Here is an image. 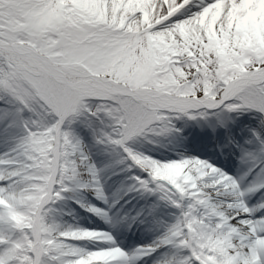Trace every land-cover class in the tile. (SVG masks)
<instances>
[{
	"label": "rangeland",
	"instance_id": "1",
	"mask_svg": "<svg viewBox=\"0 0 264 264\" xmlns=\"http://www.w3.org/2000/svg\"><path fill=\"white\" fill-rule=\"evenodd\" d=\"M199 1L205 14L215 11L206 4L209 0ZM241 1L242 10L249 11L260 0ZM239 6L230 1L226 12ZM199 7L169 13L165 27L138 13L128 15L121 7L110 17L95 0H0V43L22 51L0 45V99L4 101H0V145L1 135L11 134L27 149L35 170L24 178L12 204L2 208L13 233L5 243L13 264H43L46 253L41 244L49 241L53 206L61 192L78 203L95 191L100 182L88 162L96 166L99 149L128 168L124 183L112 187L117 201H135L126 196L130 192L132 198L147 201L140 204L146 213L151 208L152 219L165 228L162 245L191 251L195 245L203 248L223 240L221 232L215 237L209 234L210 225L218 221L196 196L194 184L174 165L181 161L199 165L187 161L194 159L190 153L199 152L192 146L202 134L192 131L199 128L195 121L217 124L216 117V128L222 126L231 138L233 131L227 130L233 117L264 120V19L263 23L244 20L239 27L187 31L181 22L191 13H201ZM6 103L8 110L1 112ZM183 132L189 133L181 137ZM246 135L236 147L245 154L244 164L253 161L254 169L257 155H264V135L253 128ZM70 145L75 152L68 155L63 150ZM59 165L67 170L60 173ZM232 169H236L232 174L222 172L230 179L223 190L232 195L233 203L241 198L239 212L254 210L260 202L254 192L261 174L251 177L245 169ZM208 190L215 199V190ZM157 199L168 205L161 208ZM126 209L120 212L122 217L118 212L113 215L110 224L128 222L135 214ZM183 211L196 236L205 233L206 237L195 242L181 228ZM109 217L105 213L98 219L109 224ZM255 218L241 219L254 229ZM149 243L145 237L134 245L110 249L139 264L135 261ZM97 250L101 260L113 256L109 247L90 249ZM199 253L202 263L210 264L209 256ZM97 256L86 257L83 264ZM140 264H159V259L155 256Z\"/></svg>",
	"mask_w": 264,
	"mask_h": 264
},
{
	"label": "bare ground",
	"instance_id": "2",
	"mask_svg": "<svg viewBox=\"0 0 264 264\" xmlns=\"http://www.w3.org/2000/svg\"><path fill=\"white\" fill-rule=\"evenodd\" d=\"M100 10L104 11L108 16H112L116 7H121L122 11L128 13V15L136 14L141 17L148 18V22L151 24H165L167 26L169 13L175 10L181 9L183 6L192 8L200 6L201 13H191V16L186 17L181 23L187 31L209 30L212 27H223L231 25L239 27L244 20L249 22L257 19V22L263 23L264 19V0L263 3L255 1L249 8V11L242 10L243 4L241 0H209L206 4H212L216 9L210 11L208 14L202 10L204 4L199 0H95ZM232 1L236 9H232L230 12H226V6L228 2ZM244 2V1H243ZM228 8V7H227ZM136 17L131 18L129 22H133ZM1 102H4L0 99ZM1 108V112L8 110L9 104H4ZM8 121L4 123V126H8ZM229 127V126H228ZM230 127H232L233 133L238 137L244 136L249 133V129H256L262 135H264V120L261 123L256 122L246 116L235 117ZM199 130L206 131V135H211L218 130L214 128L213 123L201 124ZM236 130V131H235ZM10 132V131H9ZM2 142L0 145V264H13L12 258H9L11 254L10 247L6 245L8 241L13 238V233L9 230V223L6 219V212L2 211L3 206L11 205L16 197L17 190L21 186L24 178L30 175L34 170V165L31 157L27 154V149L23 147L17 140L11 139V134L1 135ZM221 142V141H220ZM226 143V142H225ZM224 143V144H225ZM222 144V142H221ZM73 146H68L63 150L67 151V154H72L74 151ZM75 152V151H74ZM96 161L95 167L91 162H88V166L93 168L99 182L103 186H109L110 188L123 184L124 179L128 175V168L122 167V164L114 162L111 155L101 149L95 153ZM259 164L255 171L261 173V188L259 192H264V155H257ZM177 170L180 169L181 173H185L193 183V190L196 196L205 202L207 211L213 215L216 221L215 225H210L209 234L211 236H217L218 233L223 235V240L217 241L215 244H209L205 247L195 245V250H184L179 246L168 245L163 250L157 248L160 247L163 233L160 225L147 216L142 221V229L145 231L144 235L150 238L151 254H158L159 264H198L200 261V251L209 256L210 264H264V238H260V234H264V218L257 219V228L254 229L241 219L244 216V212H239L238 208L240 204L234 202L233 197L229 193L226 194L223 187H229V184L219 179L218 173H205L201 170L200 166L189 165L186 162H179L174 165ZM59 165V172L64 173L66 171ZM254 174V171H252ZM96 188V186L94 187ZM97 189V188H96ZM208 189L215 190L214 198L208 196ZM257 193L256 195H258ZM97 195H100L97 193ZM264 196V194H263ZM219 200L220 202H217ZM163 208L167 201L162 199L156 200ZM70 201H61L55 205L49 216V241L42 243V251L46 253L43 264H83V260L89 256H97L100 251H90V249L100 248L101 246L112 245L109 233L104 231H98L95 233H85L81 230V227L77 224L74 225L65 234L64 224L60 223L62 218L64 219L66 214L63 215L61 209L69 205ZM99 201H93L90 206L99 205ZM99 207V206H98ZM261 211L264 212V209ZM251 213V212H250ZM180 214V212H179ZM182 229L187 230V234L191 235L192 239L196 242L206 237L205 233H201L196 236L195 232L191 228L189 221L187 220L186 211L181 213ZM61 219V220H60ZM59 220V221H58ZM63 221V220H62ZM255 223V224H256ZM180 228V229H181ZM116 234H122L120 228L112 230ZM64 235H66L64 237ZM64 237V241L59 238ZM63 239V238H62ZM60 240V241H59ZM74 244V245H73ZM111 251V250H110ZM113 252V256L108 260H101L97 256L91 260V264H128L117 251ZM145 254H151L147 251ZM142 261V260H141ZM204 264V263H202Z\"/></svg>",
	"mask_w": 264,
	"mask_h": 264
},
{
	"label": "water",
	"instance_id": "3",
	"mask_svg": "<svg viewBox=\"0 0 264 264\" xmlns=\"http://www.w3.org/2000/svg\"><path fill=\"white\" fill-rule=\"evenodd\" d=\"M15 49V48H14Z\"/></svg>",
	"mask_w": 264,
	"mask_h": 264
}]
</instances>
